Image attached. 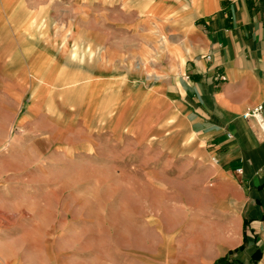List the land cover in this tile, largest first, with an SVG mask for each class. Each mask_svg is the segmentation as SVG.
<instances>
[{
	"label": "crops",
	"instance_id": "crops-1",
	"mask_svg": "<svg viewBox=\"0 0 264 264\" xmlns=\"http://www.w3.org/2000/svg\"><path fill=\"white\" fill-rule=\"evenodd\" d=\"M14 54L23 61L20 86L31 74L40 86L24 120L50 85L64 81L57 72L72 71L69 109L52 116L60 119L56 162H109V143L123 136L133 110L127 133L139 143L163 120H179L186 150H196L180 165L197 185L211 230L195 262L264 264V138L243 119L260 106L264 121V0H0L8 80ZM20 151L28 155L23 144ZM41 195L14 202L0 189V264H103L77 238L62 253L60 233H46L62 224L38 216L54 196ZM147 253L154 258L153 249Z\"/></svg>",
	"mask_w": 264,
	"mask_h": 264
},
{
	"label": "rangeland",
	"instance_id": "rangeland-1",
	"mask_svg": "<svg viewBox=\"0 0 264 264\" xmlns=\"http://www.w3.org/2000/svg\"><path fill=\"white\" fill-rule=\"evenodd\" d=\"M63 61L72 59L66 55ZM11 62L14 70L8 80L0 61V189L12 191L14 202L20 196L31 198L28 201L47 196L43 193L54 196L53 204L46 206L49 214L38 216L43 222L62 224L60 232H46L60 233L62 253L72 252L77 238L85 250L94 248L103 264H197V249L211 230L201 213L197 185L184 176L180 165L194 150L187 151L183 144L180 121L163 120L139 143L127 133L133 110L122 126L123 136L109 143V162H56L59 154L52 140L58 137L60 119L52 116L69 109L72 71L57 72L64 81L50 85L24 120L22 112L28 111L40 86L33 74L20 86L22 56L14 54ZM113 98L110 95L109 114L115 111ZM21 144L27 146V156L20 151ZM81 147L82 154H91ZM95 153L100 155V145ZM17 218L28 220L26 215ZM150 249L154 258L148 257Z\"/></svg>",
	"mask_w": 264,
	"mask_h": 264
},
{
	"label": "built area",
	"instance_id": "built-area-1",
	"mask_svg": "<svg viewBox=\"0 0 264 264\" xmlns=\"http://www.w3.org/2000/svg\"><path fill=\"white\" fill-rule=\"evenodd\" d=\"M221 80H225V78L222 77ZM261 113H262V107L258 106L244 113L243 119L254 120L257 124V127L262 137L264 138V121L262 119Z\"/></svg>",
	"mask_w": 264,
	"mask_h": 264
}]
</instances>
